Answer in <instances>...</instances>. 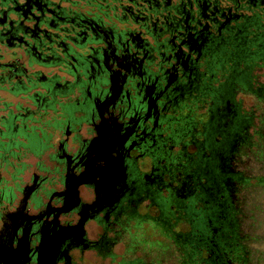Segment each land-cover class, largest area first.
I'll list each match as a JSON object with an SVG mask.
<instances>
[{
  "label": "flooded vegetation",
  "instance_id": "af4514ba",
  "mask_svg": "<svg viewBox=\"0 0 264 264\" xmlns=\"http://www.w3.org/2000/svg\"><path fill=\"white\" fill-rule=\"evenodd\" d=\"M256 17L264 0H0V264L173 258L209 124L237 131L254 101L228 58ZM231 136L233 165L254 142Z\"/></svg>",
  "mask_w": 264,
  "mask_h": 264
},
{
  "label": "trees",
  "instance_id": "16d2710c",
  "mask_svg": "<svg viewBox=\"0 0 264 264\" xmlns=\"http://www.w3.org/2000/svg\"><path fill=\"white\" fill-rule=\"evenodd\" d=\"M263 22L262 18L256 17L252 54L248 37L242 36V47L239 46L237 56L228 58L233 66L238 64L239 69L234 72H239L245 80L244 93L247 85L250 87L251 75L254 101L239 97L244 107L239 110L237 131L224 117L209 124L212 132L208 131L207 147L211 149L215 146L216 153L211 150L206 166L202 167V215L197 214L192 205L187 216L190 217V224L173 231V258L160 256L157 262L151 264H264ZM232 132L237 136L239 146L249 144V134H253L254 142L248 150H239L237 163L233 162V165L229 162L230 154L223 151L224 144L233 138ZM217 134L220 137L215 143ZM220 153L227 159L225 167H216L214 158ZM111 168L113 183L121 169L116 166Z\"/></svg>",
  "mask_w": 264,
  "mask_h": 264
},
{
  "label": "bare ground",
  "instance_id": "6f19581e",
  "mask_svg": "<svg viewBox=\"0 0 264 264\" xmlns=\"http://www.w3.org/2000/svg\"><path fill=\"white\" fill-rule=\"evenodd\" d=\"M120 177V176H119Z\"/></svg>",
  "mask_w": 264,
  "mask_h": 264
}]
</instances>
